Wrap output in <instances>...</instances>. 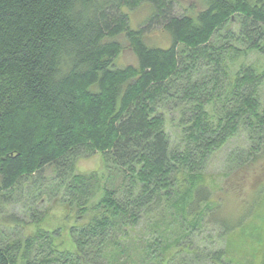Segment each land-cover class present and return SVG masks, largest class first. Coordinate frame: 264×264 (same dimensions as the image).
Segmentation results:
<instances>
[{
  "label": "trees",
  "instance_id": "trees-1",
  "mask_svg": "<svg viewBox=\"0 0 264 264\" xmlns=\"http://www.w3.org/2000/svg\"><path fill=\"white\" fill-rule=\"evenodd\" d=\"M193 9L0 0V191L53 186L78 214L63 238L38 226L23 245L0 244V264H241L233 241L264 196L229 220L206 170L240 133L249 145L228 167L247 175L264 153V67L249 64L264 56V0ZM155 30L170 48L147 41ZM126 48L136 63L120 66ZM94 154L101 172L76 169Z\"/></svg>",
  "mask_w": 264,
  "mask_h": 264
},
{
  "label": "rangeland",
  "instance_id": "rangeland-1",
  "mask_svg": "<svg viewBox=\"0 0 264 264\" xmlns=\"http://www.w3.org/2000/svg\"><path fill=\"white\" fill-rule=\"evenodd\" d=\"M177 2L180 13L183 11V7L194 6L193 11L196 12L206 6V0H177ZM148 14V8H140L131 12V25L134 28L139 27L146 20ZM147 41L152 46L161 47L162 49H168L171 46L169 36L159 30L150 32ZM135 63L136 57L128 48L117 60V64L120 66ZM249 64L257 69H262L264 67V56H251ZM248 145L249 142H247L245 135L240 133L222 152L216 154L210 160L206 170L208 185L215 192V197L216 195L220 196V194L224 196L225 213L223 214L228 219L230 217H244L251 203L258 197V193L262 197L264 196V189H261L264 187V153L258 164L249 168L247 175L244 174L245 170L235 172L233 169L236 167L230 168L226 163V155L236 149L248 147ZM82 159L77 163L76 169L78 171L86 173L103 170L101 155L94 154ZM52 171L53 169L50 168L47 171V176H50ZM28 183V180H23L21 185L19 183L18 187L16 186L12 190L0 191V244L4 248L6 245L10 247V245L16 243L23 245L24 238L32 236L38 226L51 232L60 228L59 238L65 237L73 225L74 217L78 215L74 209L66 208L65 205L67 204L61 199L62 193L53 190V186L39 189L41 186L34 187L33 182ZM221 189H223V192H221ZM262 202L264 207V199H262ZM251 215L246 218L247 223L251 221L248 227L239 232V239L233 241V259L241 264H249L255 257L259 261L262 256L260 251L264 249V210H261L255 216ZM261 231L262 234L259 233ZM253 232L258 234H253ZM256 247H259V249ZM130 254H133L134 257L136 252Z\"/></svg>",
  "mask_w": 264,
  "mask_h": 264
}]
</instances>
